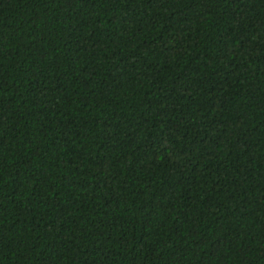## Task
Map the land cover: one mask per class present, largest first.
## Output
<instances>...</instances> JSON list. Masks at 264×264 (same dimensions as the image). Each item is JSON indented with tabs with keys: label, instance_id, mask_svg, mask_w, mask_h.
Listing matches in <instances>:
<instances>
[{
	"label": "trees",
	"instance_id": "16d2710c",
	"mask_svg": "<svg viewBox=\"0 0 264 264\" xmlns=\"http://www.w3.org/2000/svg\"><path fill=\"white\" fill-rule=\"evenodd\" d=\"M0 264H264V0H0Z\"/></svg>",
	"mask_w": 264,
	"mask_h": 264
}]
</instances>
